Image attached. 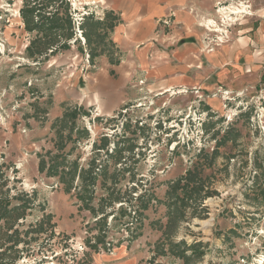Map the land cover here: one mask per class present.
<instances>
[{
	"label": "rangeland",
	"instance_id": "obj_1",
	"mask_svg": "<svg viewBox=\"0 0 264 264\" xmlns=\"http://www.w3.org/2000/svg\"><path fill=\"white\" fill-rule=\"evenodd\" d=\"M66 5L59 14L69 8L73 36L52 53L64 42L29 32L22 14L14 17L17 1L0 0V264H264V86L227 101L235 105L223 115L189 100L173 111L150 94L107 117L67 108L64 116L78 112L75 122L54 121L46 142L58 152L34 155L24 123L49 122L38 110L50 108L51 92L94 69L99 54L88 22L86 44L74 42ZM20 21L26 48L18 32L10 35ZM31 157L41 161L39 173L25 164ZM54 162L57 175L49 174ZM189 171L198 173V192L170 196Z\"/></svg>",
	"mask_w": 264,
	"mask_h": 264
},
{
	"label": "crops",
	"instance_id": "obj_2",
	"mask_svg": "<svg viewBox=\"0 0 264 264\" xmlns=\"http://www.w3.org/2000/svg\"><path fill=\"white\" fill-rule=\"evenodd\" d=\"M16 1L19 12L14 17L18 18L24 0ZM77 2L80 11L93 12L84 23L88 27L95 23L99 54L93 59L94 69L63 80L51 92L50 108L43 113L38 110L41 117L48 115L49 122L31 119L24 123L32 128L28 144L36 156L44 149L51 156L58 152L54 143L47 149L46 142L54 121H61L67 108L98 110L107 117L135 107L150 94L153 101L166 100L173 111L176 104L189 100V105H198L209 115H223L224 109L235 105L226 103V98L241 100L255 87L264 86V0H251L252 14L233 28L228 43L213 51L207 49L204 24L215 18L219 0ZM166 20L171 24L166 25ZM16 24L18 29L10 35L29 36L21 21ZM24 42L19 39L18 46L26 48ZM21 149L12 151L22 154ZM40 162L37 157L25 160L34 173H39Z\"/></svg>",
	"mask_w": 264,
	"mask_h": 264
},
{
	"label": "trees",
	"instance_id": "obj_3",
	"mask_svg": "<svg viewBox=\"0 0 264 264\" xmlns=\"http://www.w3.org/2000/svg\"><path fill=\"white\" fill-rule=\"evenodd\" d=\"M32 1V3L34 4H29ZM37 0H28L26 1L28 4L26 5V7L22 10V17L24 20V23L26 25V29L29 32H41L45 35L46 38L48 37H56V41L59 42H64L62 43L57 50L53 51L52 53H55L56 51H58V49H66L68 48V44L67 41L69 39H71V37L73 36L72 33V22H71V18L69 15V8L66 9V14L64 18L60 17V8H63L65 6H67V2L66 0H46V6L43 5H39L37 2ZM60 3V6L58 9H55V13L51 16V17H42L41 16V12L44 10L42 8L44 7H50L53 4H57ZM39 17L40 21L39 22H35V18ZM93 24V23H92ZM89 25V27L91 29H95L96 27H94V25L92 26ZM84 28L86 29V26H84ZM64 41H60L63 40ZM46 50H41V52H39L40 55H45ZM78 112L77 111H70L67 112L64 116L65 121H73L72 124L75 122L76 118H77ZM59 159V158H57ZM60 167V165L58 163H53L50 168H49V174L51 173L54 175L58 174L57 169ZM44 168V166H42L41 164V170ZM77 170V169H76ZM85 171L82 170L80 173V178H82V175H84ZM91 184H95L96 183V177L93 176V174H91ZM74 180V179H73ZM72 180V181H73ZM71 181V182H72ZM183 181H185L184 184H182V180L178 181L176 183H174V185L170 188L171 191L169 192L170 196H173L177 194V192L179 190H182L183 192L187 193L186 198L187 200L190 199L193 195L197 193V188L196 186L201 185L200 184V178L198 177V173L196 171H189L185 177V179H183ZM87 185V184H86ZM193 189L194 191L192 192H188V190ZM185 198V199H186ZM178 200H180V198H178Z\"/></svg>",
	"mask_w": 264,
	"mask_h": 264
},
{
	"label": "built area",
	"instance_id": "obj_4",
	"mask_svg": "<svg viewBox=\"0 0 264 264\" xmlns=\"http://www.w3.org/2000/svg\"><path fill=\"white\" fill-rule=\"evenodd\" d=\"M73 7V19L76 24V36L74 42L82 41L86 44L85 31L81 29L84 24L85 18L92 15L93 12L79 10L77 0H67ZM216 16L212 19H207L204 28L207 31L206 46L208 51H213L217 47H221L228 43L231 39L233 28L246 16L252 14V6L250 0H219L216 7ZM166 25H170V20L164 21ZM86 63L90 66V58H86ZM140 84H144L142 81ZM226 101H232L226 98ZM193 108L191 107L190 110ZM187 124L185 123L182 131L186 130ZM176 129V125L172 128ZM178 129L179 126H178Z\"/></svg>",
	"mask_w": 264,
	"mask_h": 264
}]
</instances>
